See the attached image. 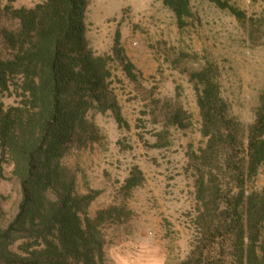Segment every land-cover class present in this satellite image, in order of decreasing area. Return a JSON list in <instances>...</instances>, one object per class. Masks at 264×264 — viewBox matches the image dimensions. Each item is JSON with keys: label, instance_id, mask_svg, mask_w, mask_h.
<instances>
[{"label": "trees", "instance_id": "16d2710c", "mask_svg": "<svg viewBox=\"0 0 264 264\" xmlns=\"http://www.w3.org/2000/svg\"><path fill=\"white\" fill-rule=\"evenodd\" d=\"M178 29L193 14L189 0H161ZM240 24L246 15L228 0H208ZM12 2V0H8ZM88 0H43L32 8L5 6L16 23L0 29V171L9 162L20 200L12 220L0 224V264H105L103 229L125 223L131 212L109 206L90 218L100 191L77 192V170L66 164L73 152L100 143L93 116L110 114L117 130L127 129L111 89L110 63L128 80L133 65L117 31L111 55L94 53L86 39ZM195 94L204 146L186 154L193 178V240L178 264H264V187L248 186L264 166V91L247 127L232 115L221 95L217 66L206 60L184 71ZM15 104L5 107L4 97ZM159 102L155 103L158 108ZM164 128L184 129L188 115L179 105L159 109ZM157 133L154 148L167 131ZM144 182L133 167L121 187L130 193ZM0 194V218L2 217Z\"/></svg>", "mask_w": 264, "mask_h": 264}, {"label": "rangeland", "instance_id": "374dc122", "mask_svg": "<svg viewBox=\"0 0 264 264\" xmlns=\"http://www.w3.org/2000/svg\"><path fill=\"white\" fill-rule=\"evenodd\" d=\"M245 13L240 24L227 11L208 0H189L193 14L178 29L161 0H88L86 39L96 55H111L115 33L133 65L135 80H128L117 62L109 67L111 89L120 105L127 129L117 130L110 114L93 116L101 141L91 151L73 152L66 164L77 170V192L100 191L88 210L124 207L129 219L103 229L105 264H178L190 251L195 200L193 178L186 154L204 146L195 94L185 70L208 60L219 72L221 95L232 115L247 127L254 121L259 95L264 91V0H228ZM43 0H0L5 6L32 8ZM0 11V12H1ZM16 23L0 14V29ZM0 38V55L6 56ZM3 99L5 107L15 104ZM159 102L158 108L155 103ZM179 105L188 115L184 129L164 128L159 109ZM162 149L154 148L157 133ZM163 131V132H162ZM133 167L144 182L130 193L121 187ZM9 162L0 171L4 227L14 217L20 200L19 186ZM264 187V166L248 186Z\"/></svg>", "mask_w": 264, "mask_h": 264}]
</instances>
